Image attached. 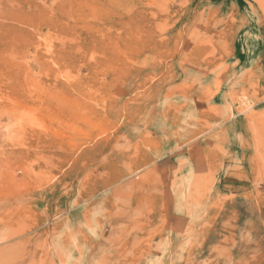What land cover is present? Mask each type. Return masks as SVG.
<instances>
[{"label":"rangeland","instance_id":"rangeland-1","mask_svg":"<svg viewBox=\"0 0 264 264\" xmlns=\"http://www.w3.org/2000/svg\"><path fill=\"white\" fill-rule=\"evenodd\" d=\"M0 264H264V0H0Z\"/></svg>","mask_w":264,"mask_h":264}]
</instances>
